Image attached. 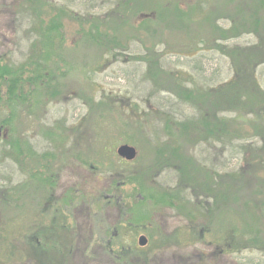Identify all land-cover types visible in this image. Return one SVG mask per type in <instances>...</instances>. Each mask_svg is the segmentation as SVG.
Returning <instances> with one entry per match:
<instances>
[{
    "label": "rangeland",
    "instance_id": "obj_1",
    "mask_svg": "<svg viewBox=\"0 0 264 264\" xmlns=\"http://www.w3.org/2000/svg\"><path fill=\"white\" fill-rule=\"evenodd\" d=\"M22 1L0 0V57L15 64L29 55L34 40L30 22L19 13ZM46 1L77 17L104 22L118 0ZM245 1L144 0L131 10L134 14H126V29L133 27L136 38L123 30L131 39L122 40V49L102 55L97 64H91L98 55L93 47L76 48L77 23L64 21L65 45L76 49L69 53L71 72L69 67L67 76L56 80L61 98L40 101L36 110L20 112L11 128L2 127L0 264H264V240L259 244L264 239V121L257 114L264 116L263 107L254 111L242 102L220 110L232 124L229 141L216 139V134L199 137L184 125L204 116L212 120L213 91L234 79L236 65L234 69L214 43L248 51L257 64L254 81L264 91V8L255 33L222 41L209 28L234 27L235 18L245 12ZM175 6L185 13L182 24L168 23L164 16L159 20L160 13ZM146 49L161 57L157 83L147 63L133 60ZM88 58L93 61L81 64ZM172 74L184 88L203 94L204 105L200 98L182 101L175 87L169 91ZM88 97L100 106L93 110ZM4 117L0 114V121ZM23 144L37 152L36 162L18 157L15 150ZM121 145L136 150L134 161L118 158ZM179 166L186 168L192 184L203 175L195 173L199 167L215 184L216 172L217 177L235 176L229 182V203L216 210V201L205 191L211 188L183 187L187 180ZM31 170L45 174L51 183L30 179ZM128 176H140L155 193L178 191L177 207H143L134 222L137 217L126 211L131 200L124 198L132 186L121 182ZM212 192L216 196V189ZM141 236L144 246L138 245Z\"/></svg>",
    "mask_w": 264,
    "mask_h": 264
},
{
    "label": "trees",
    "instance_id": "obj_2",
    "mask_svg": "<svg viewBox=\"0 0 264 264\" xmlns=\"http://www.w3.org/2000/svg\"><path fill=\"white\" fill-rule=\"evenodd\" d=\"M143 1L144 0H118L115 11L111 12L112 14H110V17H108L110 20L100 22L98 19H95L89 15L86 16L90 17L89 19L81 18L79 16L77 17L68 9L64 7H56L55 5L48 3L46 0H23V3L20 4L22 6L19 5V8L21 7V11H19V13L23 17V21L30 22L32 28L29 30L30 32H33L34 40L30 45L29 55L26 56L25 60L20 64L6 62L2 57H0V114H5L3 120L0 121V127L11 128L12 123L15 122L16 119L20 118V112H30L36 110L37 104L40 101H44V103L47 101L49 103L50 101H56L58 98H61L63 93L61 91L60 84L57 85L56 80L58 78L60 79L67 76L66 71L69 67V72L72 70L73 61L71 60L72 58L69 54L70 51L72 52L76 48L83 46H86L87 49L89 47H93V49H95L98 54L96 55L97 60L95 59L94 62H92L93 58H88L82 61L81 64H89L90 62H92L91 64H97L102 55L110 54L117 51V49H122V40L126 41L127 39H131V37H124L122 34L123 30H126L125 35L134 33V35L131 36L133 39H135L136 30L133 27L126 29L128 27V23H130V17L126 16V14H134L135 12H132L131 10L135 11V9L140 8V5H142L141 3H145ZM151 3H149V5ZM263 3L264 2L262 0H254V4L253 0H246L245 4L243 3L245 12L242 13L243 16L240 17L239 15L235 18L236 20L233 24L234 27H230L229 29L225 30L219 27L216 28V26L213 24H209L211 33L213 34V29H215L216 36L219 35L220 40L222 41L237 38L239 33L246 31L247 33H255L260 22V11L264 8ZM154 6L155 3L152 4V7ZM151 11L152 13H155V9H152ZM149 14H146V16L151 15ZM189 15L190 14H186V18H188ZM163 16L166 20L168 19V23L173 24H182L185 20V13L176 6L174 9L164 12V15L160 13L158 16L159 20H161ZM64 21L69 24L72 22L77 23L79 27L77 30L79 39L76 42V48H67L65 45L66 34L64 31ZM203 22H207V19ZM178 28H184V26L179 25ZM236 28H243L245 31L242 29V31L239 32V29ZM147 30L148 28L144 27V31ZM154 39L159 42L160 38L156 37ZM214 46L223 55L230 57L233 63V68L236 65L234 79H232L230 85H226V81V84L224 83L226 86H219L216 88V91H213L214 94H216V105L214 106L216 109V116H214L212 120H209L206 116H204L197 121L188 120L184 125H188L189 132H196L199 137L203 136L207 139L209 136L216 134V139H225L229 141L232 137H234L231 131L232 124H230L228 120L223 119L220 112L225 111V106H227L228 109H235L237 106L241 105L242 102L244 103L243 107L245 106V103H248L249 107H251V110L256 111L259 109V106H262V111H264V91L257 87L256 81H254L253 68H255L257 64L253 63L252 61L254 60L249 58L248 51L243 49L227 50L225 45L221 46L215 43ZM144 52L145 54L134 57L133 60L147 63L151 69V72L153 71L152 74L155 76V81L157 83L162 77L161 67L159 64L161 63V57H155L152 49H146ZM238 58L239 60H237ZM236 62L239 63L237 64ZM245 63H250L247 64L249 67L247 69L249 75H245L243 73V66ZM83 70L85 71V68H83ZM169 80V91H173L172 88L175 87L176 96L178 95L179 99L191 103L192 97L193 101H196L197 98H200L203 100L200 103H203L202 105H204V102L207 98L204 97L203 94H201L202 96L200 93L194 94L191 90L184 88L182 84L179 82L177 83V77L175 74L170 75ZM244 97H246V100L243 99ZM86 100L87 104L92 105L93 110L94 108H97L95 107L96 105L100 106L101 104H93L92 97H88ZM24 108L26 109L24 110ZM257 114L259 115V120L263 122L264 116L260 115V113ZM168 121L169 120H166V122ZM253 125L255 126V124ZM23 145V149L16 148L15 150L16 154H19L18 157L22 160L36 162V158L39 156L37 155V152L29 144ZM158 163L160 164L159 161ZM171 165L178 167L176 163H171ZM179 168L182 170L181 172H183L184 177L187 180H185L186 182L183 184L181 183L183 187L189 184L190 188H192V186H196L199 189L204 187L211 188V191L210 189H206L205 191L207 196L212 197L213 200L216 201V210L221 206H224L225 203H229L231 200L229 190L233 188V185H231L229 182L234 181L235 176L224 175L217 177L218 173L216 172L215 184L214 180H208L206 175L207 173L205 170H203L204 168L199 167L195 168V173H198L199 171L200 176L201 174L203 175L200 180H196L192 184L188 174L185 172L186 168L181 166H179ZM201 171L205 172V174ZM206 171L209 172L208 170ZM37 176L40 178H37ZM136 177L128 176L125 177V180L121 181L123 187L128 185L132 186L131 192L126 194L124 198L125 200L126 198L127 200H131V202H128V204L126 202V211L127 213H133L135 217H137V220L134 222L139 220L140 216H137L138 210L142 209L143 207H154L157 205L168 206L172 209L177 207V204H175V199L177 200L178 194L176 193H178V191L174 193L170 190V192L166 190H160L162 192L155 193L153 192L154 188L147 187L145 185V181L140 176L138 177L139 179ZM30 179L41 180L42 183L47 184L51 183L50 178L45 176V174L44 176H40L37 171L33 172L32 170L30 171ZM118 183L115 181L113 186L118 185ZM212 188H214V190L216 189V196L213 194ZM207 196L206 200L208 198ZM22 199L23 202L21 206H24L25 198L23 195ZM120 201L124 203L123 197ZM254 230H256V227H254ZM263 240L264 239H261L259 244H262ZM257 242L258 238L254 239V243Z\"/></svg>",
    "mask_w": 264,
    "mask_h": 264
},
{
    "label": "water",
    "instance_id": "obj_3",
    "mask_svg": "<svg viewBox=\"0 0 264 264\" xmlns=\"http://www.w3.org/2000/svg\"><path fill=\"white\" fill-rule=\"evenodd\" d=\"M2 136H3V131H2V128L0 127V140H1ZM116 155L118 156V158H120L126 162H132L136 158L137 152L131 146L121 145L117 148ZM145 244H146V239L141 236L138 239V245L144 246Z\"/></svg>",
    "mask_w": 264,
    "mask_h": 264
}]
</instances>
